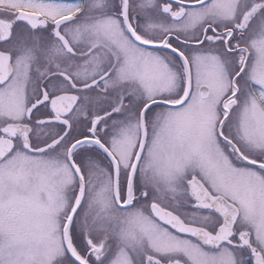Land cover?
Listing matches in <instances>:
<instances>
[{"label": "snow or ice", "instance_id": "obj_1", "mask_svg": "<svg viewBox=\"0 0 264 264\" xmlns=\"http://www.w3.org/2000/svg\"><path fill=\"white\" fill-rule=\"evenodd\" d=\"M0 264H264V0H0Z\"/></svg>", "mask_w": 264, "mask_h": 264}]
</instances>
